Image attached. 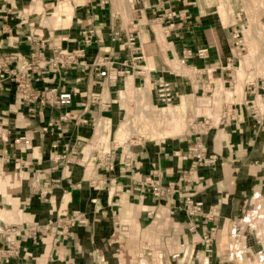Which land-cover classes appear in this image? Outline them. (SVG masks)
<instances>
[{
    "label": "crops",
    "instance_id": "0c3cea01",
    "mask_svg": "<svg viewBox=\"0 0 264 264\" xmlns=\"http://www.w3.org/2000/svg\"><path fill=\"white\" fill-rule=\"evenodd\" d=\"M39 1L45 11L41 18L30 15V3L34 0H18L17 6L0 1V57H19L11 67L20 68L23 61H29L39 41L48 57L53 55L54 48L79 47L81 32L87 28L93 30L96 41L87 49L89 64L98 53L131 64V75L119 83L120 89L128 83H146L148 73L155 80L164 77L173 81L180 90L187 88L188 84L182 85L178 78L165 74V58H180L184 50L193 52L187 62L199 74L198 80L189 86L193 95L200 98L198 102L205 100L201 91L206 85L215 82L213 72L225 81L232 77L225 68L234 55L229 48L230 30H224L217 0H70V14L63 19L68 22L62 27L42 23V18L50 14L51 3ZM116 32H120V37L113 42ZM130 35L136 36L143 57L135 63L131 61L133 52L127 41ZM144 43L149 44L148 50L143 48ZM202 48L209 49L208 59L196 56ZM35 78L39 88L74 91L73 101L68 106L30 114L19 101L14 78L0 72V129L8 134V140L0 142V162L5 173H12L15 158L32 161L25 168L27 177L19 174L13 180L5 178L0 182V210H4L9 198L28 202L26 221L14 223L17 226L12 230L1 222L5 230L0 231V264H214L219 251L207 256L201 244L202 232L216 226L215 247L220 249L229 222L249 214L248 196L264 181V132L254 133V120L247 108L241 107L237 121L226 129H215L205 137L209 153L218 157L212 169L198 168L190 175L186 172L191 164L188 148L179 140H166L163 144L147 141L132 146L130 166H125L122 159L126 149L119 147L114 152L117 169L113 173H105L93 161L84 166L58 165L53 170L50 154L54 143L73 156L90 151L96 138L94 121L103 115L118 126L123 112L115 99L116 88L111 97L107 96L110 98L100 96L110 102L108 111L88 100L87 90L100 91L102 80L83 66H46ZM247 93L250 95L246 99H251L254 92L248 89ZM63 112H68L70 118L63 123L59 135L53 122ZM23 134L32 142L26 150L12 146L13 139ZM179 150L182 153L178 154ZM35 156L38 161L33 160ZM260 168L263 174L257 172ZM184 173L190 180H181L180 194L171 197L158 198L149 187H139L150 178L160 179L163 184L179 181ZM31 181L41 186L29 192L27 186ZM182 192L202 201L205 211H212L213 219H201L195 231L188 230V222L193 224L183 210ZM74 210L84 212L89 223L73 227L70 237L64 239L51 224L58 216L67 217ZM117 213L121 218L119 228L115 222ZM30 227L36 229L29 232ZM8 239H15L19 248L11 255L4 254Z\"/></svg>",
    "mask_w": 264,
    "mask_h": 264
},
{
    "label": "rangeland",
    "instance_id": "374dc122",
    "mask_svg": "<svg viewBox=\"0 0 264 264\" xmlns=\"http://www.w3.org/2000/svg\"><path fill=\"white\" fill-rule=\"evenodd\" d=\"M0 1L4 5L7 3L9 6L19 5L17 3L18 0ZM45 1L46 3H51L49 6L50 14L42 18V23L48 24L47 22H49L54 27H62V24L66 25L68 21H64L63 19L70 14V10H68L70 0ZM217 3L219 6V17L224 30H230L229 48L234 55L225 63V68H227L226 71L232 74L231 79L225 81L221 77L222 75L213 72L212 79L215 82H212V85H206L205 89L201 91V95L204 96L202 98H205V100L198 102L200 98L198 100V97L195 96V93L193 95V92L189 88L192 81L198 80L199 74L197 69L188 64L189 66L184 68L185 72H176L175 66L178 64L179 57L176 59L172 58V60L166 57L165 60L168 66L165 74L175 79L178 78L182 82V85L186 86L188 84V87L180 90L173 81L166 79L172 83V87L177 94V99L170 106H166L165 109H162L164 107L163 105H157L158 100L154 87L159 78L155 80L150 73L147 74V82L141 85L133 86L130 85L131 83H128L120 89L118 84L110 87L111 90H109V85L101 84L102 89L100 91L88 89L87 93L96 96L105 94V98L108 99L111 97L110 94L113 88H116L118 98L115 99L119 100V108L123 112V117L119 121L118 126H114L113 120L110 119V127L112 126L111 129L109 128L110 134L103 139V149L105 151H113L116 145H121L126 150L131 149L132 146H137L131 144L130 135H141L147 137L148 141H161V144L166 140L175 142L179 140V143L181 145L183 143V146H186L189 150L190 143L195 135L194 132H200L198 135L201 136L202 141L206 145L205 137L211 131L218 128L226 129L227 125L229 126L231 125L230 123L237 121L230 120L223 122L219 119L226 109L229 110L228 112L231 110L237 112L238 119L241 113V107L244 109L247 108V111L251 113L254 120L252 124L254 133L259 134L264 132V113L258 112V115L255 116L254 113H256V110L251 107L250 103H247L246 99L250 95L247 93L248 89L254 92L253 97L258 94V89L260 91L264 79V0H217ZM30 5V15L40 16L41 18V15L45 12L43 11L42 1L34 0ZM235 32L241 33L240 37L243 40L242 46H245V49H240V52L235 48L233 38ZM144 44L145 46L143 45V48L147 49L149 44ZM139 54L142 55L141 50ZM230 61L232 62V69H229ZM152 86L153 89L151 90ZM226 101L232 103V105L226 107L224 104ZM255 103L257 106L263 108L259 96L256 98ZM205 119L210 122L204 124ZM97 139L98 137L96 136L95 142ZM113 140L118 141L117 144H113ZM24 148L22 146L17 149L22 150ZM86 153H88V150ZM177 153H182V151L179 150ZM206 156L213 162L209 167L200 168H215L218 161L217 155L210 154L207 148ZM191 159L190 153L189 160ZM33 160L38 161V157H33ZM23 161L25 164L19 165L15 161L14 168L11 171L12 173H5L4 167L0 162V182H4L3 180L5 178H8V181H10L12 178L17 177V175L19 176V174L27 177L28 175L24 174L26 171L25 168L31 165L32 161L30 159H23ZM86 164L90 165L88 163ZM75 165L84 166L80 162L75 163L74 167ZM262 169L260 168L257 172L262 173ZM5 185H7V182ZM39 186H41L39 182L31 181L27 188L30 192L33 189L37 190ZM7 187L9 186H5V189ZM182 193L183 195L188 194L186 192ZM6 204L4 210H0V231L4 229L1 222H4V225H10L7 230H12L13 227L17 226L14 223L27 220L25 217V208L28 204L27 199L19 198L15 200L13 197V200L12 198L7 199ZM247 204L249 214L229 222L228 228L226 229L227 232L222 234V241L219 244L220 249L217 250L216 245H214L212 253L206 252L207 256H211L214 255V252L217 254V251H219L220 256L214 264H264V181L260 187H256L248 196ZM183 210L185 211L184 206ZM215 212L218 213L217 211ZM85 217L89 223L87 215ZM115 219L117 220L115 222L119 228L120 215L118 214ZM47 224L50 223L48 222ZM191 226V222L189 221L186 225L187 229L195 231L196 229H190Z\"/></svg>",
    "mask_w": 264,
    "mask_h": 264
},
{
    "label": "built area",
    "instance_id": "2783aa9c",
    "mask_svg": "<svg viewBox=\"0 0 264 264\" xmlns=\"http://www.w3.org/2000/svg\"><path fill=\"white\" fill-rule=\"evenodd\" d=\"M239 32H235L233 35L235 41V48L240 52L245 49V46H242V37H240ZM82 39L79 47L74 49L68 48H54L53 55L51 57L45 56L43 51L42 41L36 43L33 52L29 61H23L20 65V68L11 67L15 61H19L17 55L7 54L0 57V72L7 74L8 78H14L16 82V91L21 105L28 107L30 114H37L42 112L45 108L56 109L64 106H68L73 101L74 91L67 90L65 88L51 87V88H39L36 86L35 74L42 69L47 67H52L54 69H68L74 66H83L86 69L91 70L94 74L102 80V84H107L109 87L118 85L125 77L131 75V69L128 68L131 64L124 60L123 62L114 61L110 56L102 53H98L93 61L89 64L87 62V49L92 46L96 41L94 39L93 30L83 29L81 32ZM120 37V32H116L112 41L118 40ZM128 44L131 47L133 56L131 58L132 62H138L143 57L140 55L141 46L137 44L136 36H128ZM196 56L201 59H206L209 57L208 48L199 49L196 53ZM193 57V52L191 50H184L183 55L179 58L178 64L175 66L176 72H185L184 68H187L188 59ZM231 62V61H230ZM229 62V69H232V62ZM141 75L143 74L142 70L139 69ZM156 96H157V105H163L162 109H165L166 106H170L177 99V94L175 93L172 83L167 81L164 78H159L155 84ZM3 89V80H0V93ZM264 79L262 81L261 89L258 94L251 99L247 100V103L251 104V107L256 110L254 113L255 116L258 115V112L264 113ZM259 96L262 107L257 106L255 103L256 98ZM88 100L98 105L104 111L110 109V102L100 99V96L94 94H89ZM225 106L232 105V103L224 102ZM230 107V106H228ZM226 109L224 114L219 118L223 122H228L230 120H237V112L234 110ZM70 114L68 112L61 113L58 118L53 122V126L57 129L58 134L62 135L63 123L68 121ZM218 119V120H219ZM206 120V121H205ZM204 124H207L208 121L205 119ZM224 124V123H223ZM111 122L110 118L100 115L97 120L94 121L95 134L98 137L97 141L91 145L88 153L80 152L79 155L73 156L68 150L61 151L57 143L53 144V150L50 154V160L52 162L51 169H56L58 165L66 168L70 164L90 163L91 161L94 164L103 167L105 173H113L116 171L115 163V154L112 153L121 145H116L113 151H105L103 149V139L106 136H109V128ZM193 140L190 143L189 152L191 153V164L189 169L186 171L190 175L196 169L200 167H209L212 164V160L206 156V145L202 141L201 136L198 135L200 132H194ZM130 141L133 145H140L147 142V137L141 135H130ZM8 134L6 130H0V141H7ZM118 141L113 140V144H117ZM15 147H25L26 150L28 147H31L32 142L31 138L28 135L23 134L19 135L13 140ZM126 150L123 153V162L125 166H130L132 161V154ZM15 161L19 164H25L22 158H15ZM27 166V165H26ZM181 180H190V177L187 178L184 173L179 181H171L167 184H163L160 179H147L144 182H141L139 187H149L152 194L156 197L174 196L176 193L180 194L178 191L179 183ZM57 183V181H54ZM48 184V182H46ZM43 193V191H41ZM180 196V195H179ZM184 203V209L187 215L192 220L191 230L196 229L201 219L212 220L213 214L211 212H206L204 209V203L202 201H196L193 194H185L181 197ZM84 212L80 210H74L67 217L58 216V218L51 224L55 230H58L64 239L69 238L71 235V230L75 226H87L88 220L85 217ZM30 232L34 231L36 228L30 227ZM217 228L215 226L205 229L201 234V244L204 247L205 252L212 253L216 241ZM18 244L15 239H8V248L4 251V254H12L18 251Z\"/></svg>",
    "mask_w": 264,
    "mask_h": 264
}]
</instances>
